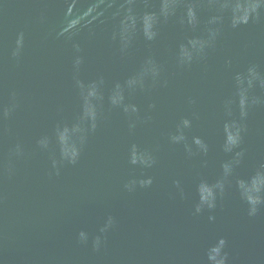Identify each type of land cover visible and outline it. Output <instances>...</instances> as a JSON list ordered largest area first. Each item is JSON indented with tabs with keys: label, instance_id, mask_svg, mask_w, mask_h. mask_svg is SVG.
I'll use <instances>...</instances> for the list:
<instances>
[{
	"label": "water",
	"instance_id": "obj_1",
	"mask_svg": "<svg viewBox=\"0 0 264 264\" xmlns=\"http://www.w3.org/2000/svg\"><path fill=\"white\" fill-rule=\"evenodd\" d=\"M0 264H264V0H0Z\"/></svg>",
	"mask_w": 264,
	"mask_h": 264
}]
</instances>
